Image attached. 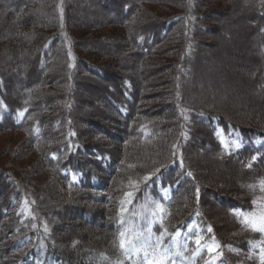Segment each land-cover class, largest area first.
Returning <instances> with one entry per match:
<instances>
[{
	"label": "trees",
	"instance_id": "1",
	"mask_svg": "<svg viewBox=\"0 0 264 264\" xmlns=\"http://www.w3.org/2000/svg\"><path fill=\"white\" fill-rule=\"evenodd\" d=\"M41 2L39 11L53 21L35 16L31 6ZM232 2L0 0L6 17L21 19L14 26L27 30L15 37L24 91H12L13 80L0 69V137L19 134L0 139V264H144L128 237L134 228L139 232V212L150 206L159 209L150 248L158 239L160 250L179 239L188 248L178 263L264 264V232L252 226L259 227L264 216V124L234 118L208 101L190 102L182 87L186 77L193 79L196 56L212 45ZM239 2L253 11L242 17L253 22L260 39L263 82L264 0ZM134 65L158 68L138 72ZM152 72L159 74L152 83L176 85L174 103L162 102V112L146 104L156 94L147 91L154 85ZM60 77L63 88L53 82ZM99 84L107 88L99 90ZM79 87L99 95L94 104L100 118L81 114ZM160 94L169 96L167 89ZM170 108L173 117L157 120ZM221 133L236 137L240 146L225 147ZM210 153L245 176L253 174L256 188L233 200L230 187L215 189L198 178L192 157ZM204 193L235 225L227 239L207 213ZM66 211L79 220L72 235L61 231Z\"/></svg>",
	"mask_w": 264,
	"mask_h": 264
},
{
	"label": "rangeland",
	"instance_id": "2",
	"mask_svg": "<svg viewBox=\"0 0 264 264\" xmlns=\"http://www.w3.org/2000/svg\"><path fill=\"white\" fill-rule=\"evenodd\" d=\"M232 3V9L230 10L229 14L222 16L221 24H223L222 28L220 30H217L216 34L213 38H210V42H212V45L209 47L204 48V52H202V49L199 52V56H196V64L194 67H191V74L193 79L185 78L183 81L182 87L184 88L183 95L186 96V99L190 102H206L208 101L211 104H208V106L215 107L220 109L223 113H226L234 118H240L247 121H254L256 123L264 124V115L260 114V111H258L257 106L250 103L246 106L247 100L245 97L248 94L255 95L258 99V101L262 104V108L264 111V81H262V78L260 76L259 70H258V63H259V45H260V39L255 36L256 32L253 31L252 26H250L251 22L245 17H242L244 13L247 12H253L249 8H245L239 1L231 0ZM238 3V4H237ZM45 2L39 3V5H33L31 8H35L36 12L38 13L35 15L37 17L45 16V14L42 13V11H39L40 8L44 7L43 5ZM234 5V6H233ZM237 6V7H236ZM236 7V8H235ZM10 12V11H8ZM31 13V12H30ZM51 13V12H50ZM80 12H78L79 14ZM77 14V15H78ZM81 14V13H80ZM7 12L6 9L0 8V47H5L3 53H0V56L3 57V59L0 61V69L2 73H5L7 78H11L13 82L11 83L12 91L13 89H20L21 91L25 89V85L18 84V78L22 75V66L19 64V62L22 59V55H20V47L18 46V42L16 41V35L20 34V30L17 26H14L17 24V22L21 19L18 18H12L6 17ZM25 16V15H24ZM47 17L44 19V21H53L52 16ZM6 17V18H5ZM87 18V16H86ZM89 18V19H88ZM87 20L91 21L95 19L92 16H88ZM24 19V18H23ZM26 19V18H25ZM43 21V22H44ZM25 22L22 21L20 25ZM29 22V21H27ZM38 23H36L33 27L30 28V32L32 34H35L36 27ZM33 26V25H32ZM44 26V24H43ZM16 28V29H14ZM36 29V30H35ZM13 30V31H12ZM27 31L24 29V32ZM44 31V30H43ZM41 30V32H43ZM19 32V33H18ZM22 32V33H24ZM21 33V36L23 35ZM20 36H18L19 38ZM15 38V40H14ZM22 38V37H21ZM30 42H26L25 45H29ZM7 45V46H5ZM24 45V44H22ZM111 50H115V46H110ZM26 50V49H25ZM24 50V51H25ZM23 51V52H24ZM27 51V50H26ZM36 47H33L31 52H35ZM17 63L16 67H9L10 63ZM132 65V62H127L125 65ZM141 67L138 65H134L133 69L135 71L140 70ZM158 66H145L142 67L141 71L143 70H150L153 71V69H157ZM166 72V73H165ZM163 74L170 75V71H165ZM130 73V71H129ZM156 72H152L150 74L149 83L153 86L149 87L147 91H149L151 94L156 91L155 95L149 96V100L146 101V104H149L150 107L154 113L162 112L161 109L164 108L162 102H165L167 104L174 103V97L177 93V89H175L176 85L174 83H169L168 85L164 86V82H153V77L158 76L155 75ZM149 74V73H148ZM147 74V76H148ZM229 74L237 79L231 80L229 78ZM173 75V77L176 79V75ZM252 78L257 80L255 84H252V86H248L247 88H244L240 92L238 91L240 87L239 81L241 79L249 81ZM156 79V78H155ZM158 79V78H157ZM59 80V81H58ZM148 80V79H147ZM62 78L53 79V82L58 84V88L65 87L64 82ZM52 82V83H53ZM177 82V81H176ZM178 83V82H177ZM61 84V85H60ZM98 84V83H97ZM179 84V83H178ZM84 85L87 86V82H84ZM99 84L97 88L100 90L104 89V87L107 88V86ZM180 85V86H181ZM15 87V88H14ZM167 89V96L166 99H163L161 97V94L159 96V93ZM147 92V93H149ZM78 95V101L77 108L80 107L81 114H85V116L90 117L91 115L94 116L95 113L100 118V115L98 112L99 109L95 108L94 104V97L96 94L91 95L86 88L79 87L77 90ZM167 94H163V97H165ZM248 103V102H247ZM98 103L97 105H99ZM156 105H159V107H155ZM94 107V109H93ZM97 107V106H96ZM163 107V108H162ZM150 108H147V110H151ZM171 108L168 111H164L161 114L158 115L157 120L166 122L168 121V117L171 112ZM77 111V109H76ZM95 111V112H94ZM79 112V109H78ZM173 117V115H170ZM19 134H12V135H3L0 137V139L5 140L7 137L9 139L13 136V138H17ZM222 140L224 142L225 147L227 148H237L240 146V142L237 140L236 137L233 136H226L223 133ZM205 148H202L199 150L200 154L203 153ZM198 155V154H197ZM193 156L192 158L197 160V165H199V168L197 169V173L199 174V177L206 178V181H209L214 185L216 188L219 189L221 187L228 186L231 183H227L225 181L221 182H215L212 178V175H218V172L221 171H229L225 166L223 165V162L218 161L213 154H207L206 156ZM192 164V161H191ZM193 165V164H192ZM239 175L234 176L233 180V186L236 188L241 189V192L243 191H250L253 188H256L254 184L250 183L251 180L254 179L253 174L246 175V172L242 168L237 169ZM244 176V177H243ZM202 184L203 183V180ZM252 182V181H251ZM217 184V185H215ZM231 187V186H230ZM207 188V187H206ZM244 193V192H243ZM205 202L206 204L212 205L214 208L220 210L221 207L215 203L212 196H208L204 193ZM158 208H154V206H150L149 209L140 210L139 216L137 219V222L141 220L143 222L142 225L139 224V232L137 233L135 231V228L129 233L130 237L126 234V236L130 239L131 243H134L136 247L135 251H131L133 254L135 252V255L137 257L141 258L143 260V255L145 251H148L149 253H152V250L150 248V241L153 240V228L155 227V220H157V211ZM222 215H220L218 218H213L215 221V225L217 228L218 233L225 237L226 239L229 236V232H219V227H223V224L229 223L228 216L226 215L224 210H220ZM65 217L62 219V222L64 223V229L61 230L63 233L67 235H72V232L77 230L76 226L78 227L79 220L72 215L71 211L65 212ZM257 226V225H256ZM226 236H225V235ZM125 235V234H124ZM189 235V234H187ZM186 235V236H187ZM233 236V235H232ZM185 238V237H184ZM187 245V244H186ZM167 249V256L169 257L167 264H181L177 262V259L179 255L181 254V250H186L188 248V245L184 248L180 245V240L177 239V241L174 240V242H171L168 246L164 247ZM163 250L157 249V252H162ZM184 252V251H183ZM152 257L150 256V259ZM140 260V259H139ZM144 261V260H143ZM40 264H52L49 260H45L43 263V259H40Z\"/></svg>",
	"mask_w": 264,
	"mask_h": 264
},
{
	"label": "bare ground",
	"instance_id": "3",
	"mask_svg": "<svg viewBox=\"0 0 264 264\" xmlns=\"http://www.w3.org/2000/svg\"><path fill=\"white\" fill-rule=\"evenodd\" d=\"M229 78L233 81L237 78L233 77L229 74ZM257 80H255L254 78H252L251 80L249 81H246V80H243L241 79L239 81V85L238 87H240V89L238 90L239 92L241 90H243L244 88H247L248 86H252V84H255ZM245 99L247 100L246 102V106L249 105L250 103L254 104L255 106L259 107L258 108V111H260V114L261 115H264V111L263 108L261 107L262 104L258 101L257 97L255 95H251V94H248ZM223 165L225 166V168H227L229 171H221L219 170L218 172V175H212V178L213 180L217 183V182H227L228 184L231 183V185L229 184V191L231 193V198L234 200V197L235 195H239L241 194V189L239 188H236L233 186V183H234V180H233V177L234 176H238L239 173L237 171L238 167H234L232 165V163H224L223 162ZM244 177V176H243ZM202 178V177H201ZM205 178V177H204ZM208 207L206 208L207 210V213L209 214V216H214L213 218H218L220 215H222V213L220 212V210L214 208L212 205L208 204L207 205ZM234 229H236L235 225L233 223H225L223 224V227H219V232L223 233V232H231L233 231Z\"/></svg>",
	"mask_w": 264,
	"mask_h": 264
},
{
	"label": "snow or ice",
	"instance_id": "4",
	"mask_svg": "<svg viewBox=\"0 0 264 264\" xmlns=\"http://www.w3.org/2000/svg\"><path fill=\"white\" fill-rule=\"evenodd\" d=\"M21 115H23V113H21ZM261 183L264 184V181H262ZM248 223L251 224V221H248ZM252 226L254 227V230L264 232V216L261 217V223L259 224V227H256L254 224H252ZM121 236L123 237L124 233H121ZM160 239H162V237ZM197 243H199V241H197ZM159 244H160V240L158 239L157 244L153 246L152 253H149L148 251L144 252L143 255L144 264H167V261L169 259V257L167 256V249H164L162 252H157V249L159 248ZM124 247H125V241L122 239L121 248ZM150 256L152 257L151 259Z\"/></svg>",
	"mask_w": 264,
	"mask_h": 264
}]
</instances>
